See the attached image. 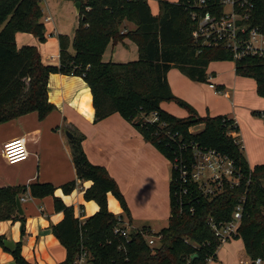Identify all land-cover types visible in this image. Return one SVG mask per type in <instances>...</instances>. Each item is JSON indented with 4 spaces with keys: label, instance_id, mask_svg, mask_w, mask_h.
I'll return each mask as SVG.
<instances>
[{
    "label": "trees",
    "instance_id": "1",
    "mask_svg": "<svg viewBox=\"0 0 264 264\" xmlns=\"http://www.w3.org/2000/svg\"><path fill=\"white\" fill-rule=\"evenodd\" d=\"M64 1L81 5L80 24L73 39L59 35L60 64L56 66L43 64L37 47H17L18 34L32 35L40 43L47 41L41 0H0V125L31 113L44 120L56 110L48 98L49 77H81L93 96L95 122L121 115L145 142L171 162L172 178L169 225L155 235L160 237L156 245H149L148 237L154 235L147 227L133 230L129 238H123L115 230L125 222L110 212L108 196L112 194L128 213L131 226L125 195L105 167L89 161L83 149L84 137L72 135L70 143L78 180L92 182L84 198L95 202L99 212L82 222L74 207L55 197L53 185L34 184L29 189L36 199L54 197L56 212L64 215L62 222L52 226L66 252V259L60 264H74L82 255H86L87 264L218 262L222 243L210 222L213 220L217 226L230 223L242 200L244 211L234 240H242L246 256L252 261L264 258V164L250 166L238 137L233 135L238 127L232 118L200 116L193 106L173 94L168 82L169 72L177 69L194 83L209 84L214 77L208 74L210 64L234 62L230 50L223 46L202 47L194 40L188 2L194 4L195 0H155L157 14L152 12L149 0ZM212 9L219 14L222 6ZM250 19L251 27L264 32V0H254ZM128 24L134 28L130 29ZM125 40L138 46L139 59L129 63L104 62L108 47ZM234 63L236 76L254 79L257 93L264 99V59L248 56ZM163 103L178 105L188 116L178 118L166 112ZM200 126V132L194 131ZM196 147L217 151L233 160L242 174L241 185L225 186L208 195L194 183L184 184L180 170H191ZM77 188L76 181L62 186L65 195ZM27 191L26 187L0 188L1 222L25 223V217L18 213L17 200ZM5 240L0 236V245L13 255L16 264H34L22 255V243L9 250Z\"/></svg>",
    "mask_w": 264,
    "mask_h": 264
},
{
    "label": "crops",
    "instance_id": "2",
    "mask_svg": "<svg viewBox=\"0 0 264 264\" xmlns=\"http://www.w3.org/2000/svg\"><path fill=\"white\" fill-rule=\"evenodd\" d=\"M44 24L46 29V24L54 26L53 32L49 33L47 30V39L56 37L57 29L53 19L52 22H44ZM22 39L23 44L20 43ZM16 42L19 49L24 46L37 47L43 55H41L43 64L50 65L48 60L50 57L45 56L47 52H43L44 45L35 37L29 34H18ZM51 59H59L53 65L60 64V44L58 53ZM208 74L214 75L209 84H197L179 70L172 69L168 74V82L173 94L193 106L200 116L232 118L238 127L234 137H238L250 166L264 164V154L259 148L254 147L250 132L244 128L242 132L240 118L243 115L235 108L236 97L234 96V100L231 99L230 90L237 86L239 78L236 76L235 63L214 62L210 64ZM29 82L30 80H27L26 84L28 85ZM212 86L221 87L222 90L218 92ZM48 98L56 110L44 120H40L37 113H31L0 125V188L26 187L28 190L19 198L21 200L26 197V202H21L22 213L18 209V213L25 217V225L20 221H0V236L6 237L16 245L22 233L25 232L28 252H31L36 259L38 250L41 254L40 264H60L66 254L63 252L57 260L49 255L48 251L60 244L53 237L50 227L52 224L55 226L62 222L64 215L57 212L52 214L55 210L54 197L44 199L31 197L30 186L34 184L53 185L56 188L55 197L60 198L67 206L74 207L75 215L80 220L83 217L88 219L99 212V206L95 202H87L84 198L85 191L92 186V182L78 180L68 133L84 137L83 149L89 161L93 165L105 167L117 181L125 198L129 200L128 206L133 219L136 208L132 206L131 191L140 190L143 184L151 185L153 182L152 190L157 195L156 182H161L164 163L159 151L145 142L135 127L121 115L114 114L99 123L95 122L93 96L83 78L52 74L48 82ZM161 106L163 110L178 118L188 116L187 111L174 103H163ZM259 114L264 119V112L259 111ZM247 116L253 122V118L248 113ZM19 138H26L30 156L23 163L10 165L3 157L2 151L7 143ZM148 171L150 174L147 173ZM73 181L77 182L78 188L72 194L65 195L62 186ZM169 186L170 183L168 192ZM110 196L112 194H109L108 202ZM153 197L157 198V196ZM109 209L115 214L110 205ZM158 219L160 217L157 215L156 220ZM131 225L134 226L133 220ZM34 233L37 238L34 246L31 247ZM238 241L243 244L242 240ZM229 245L230 243H227L219 249L218 263L222 261L220 259L222 250L227 249ZM23 256L35 264L32 256L25 254ZM3 257L4 255L0 252V258Z\"/></svg>",
    "mask_w": 264,
    "mask_h": 264
},
{
    "label": "built area",
    "instance_id": "3",
    "mask_svg": "<svg viewBox=\"0 0 264 264\" xmlns=\"http://www.w3.org/2000/svg\"><path fill=\"white\" fill-rule=\"evenodd\" d=\"M45 1L41 0V3ZM188 4V8L191 9L190 17L194 23L193 38L202 47L223 46L230 50L234 62L248 56L264 59V32L249 25L251 12L254 9V0H195L194 4H191V1ZM217 6H222V11L219 14L212 9ZM43 19L48 23L52 22L53 18L49 15L43 16ZM212 87L215 88V86ZM156 121H158L157 117L154 119V122ZM2 153L10 165L27 161L30 153L26 138L15 139L7 143ZM193 156L194 164L191 170L185 167L180 170V179L184 184L194 183L208 195H212L216 191L220 192L225 186L235 188L241 185L242 174L229 157L217 151L203 150L199 147L195 148ZM184 193L186 194L187 190ZM21 202H26V197L22 198ZM243 211L244 200L237 206L230 223L217 226L211 220L210 225L222 243L220 248L233 241L238 235ZM132 231L130 226L124 225L116 228L115 233L123 238H129ZM149 238H152L148 239L150 246H155V241L160 239L155 236ZM212 262L214 261L210 260L208 264ZM74 264H87L86 255L79 257ZM240 264H264V258L252 261L247 257Z\"/></svg>",
    "mask_w": 264,
    "mask_h": 264
},
{
    "label": "rangeland",
    "instance_id": "4",
    "mask_svg": "<svg viewBox=\"0 0 264 264\" xmlns=\"http://www.w3.org/2000/svg\"><path fill=\"white\" fill-rule=\"evenodd\" d=\"M167 1L171 3L177 2V0ZM149 2L152 8V12L154 14L158 13L157 2L155 0H149ZM41 5L43 8L44 16L47 17L51 15L54 21V25L57 29L56 37L52 39L48 38L45 43H41L42 45H44L43 52H47L45 56L50 57L48 60L50 62V65H53V63L59 61V59H51L53 55H56L58 53L59 34L68 35L71 39H73L75 32L80 24V16L76 11V3L73 1L46 0L44 3H41ZM46 25V30H48L49 33L54 31V26L52 24ZM127 26L130 29L134 28V25L132 24H128ZM23 39L20 40L21 44H23ZM138 59V46L130 40H125L124 43H119L116 46H113L111 44L103 57L104 62L115 63H129L137 61ZM237 81V86L234 89L230 90V92L232 96L231 99L234 100V96L236 97L235 108L237 109V111H240V113L243 115L240 118L242 132L243 128L248 130L251 134L254 147L259 148V150L264 154V119H262L259 114V111L264 112V99L258 95L256 81L254 79L239 77ZM247 113L253 118V122L249 120ZM202 129L203 127L200 126L195 128L194 131L200 132ZM159 153L164 163V166L162 165L164 171L162 172L161 182H156V188H158V191L156 192L157 195H155L152 190L153 182H151V185L143 184V186L140 187V190L135 189L134 191H131L130 194V199L132 198V206L134 209L136 208L134 210L135 218H132L134 226L131 225V229L139 230L144 228V226H147L151 229L152 234L154 236L160 234L164 228L168 227V218L170 216V195L168 192V185L172 178V164L161 152ZM147 173H149V171ZM153 196H157V198H154ZM126 201L128 204L129 200L127 199V197ZM109 205L115 215L119 218L122 217L125 222V225L128 224L129 226L130 216L122 209L120 203L113 195L110 196ZM53 213L56 214V211L53 210L52 214ZM140 213H142V215H140ZM157 215L160 217V219L158 220H156ZM81 221L84 222L86 221V219L83 217ZM52 226H54V224H52ZM52 226L50 227L51 229ZM52 235L55 239H57L54 234ZM36 236V233H34V237L32 235V239L34 240L30 245L31 247H33L35 244L37 238ZM148 239L152 238L148 237ZM5 241L10 242V240H7V238ZM233 241H231L232 243L230 242V245L227 249L224 248L222 250V253L220 255L222 263L219 262L218 264H239L245 259V248L243 244L238 240ZM19 243H22V255L25 254L26 256H32L35 261V264H40L39 262L41 260V254L38 252V250L36 252V259L34 255L31 254V252H28L29 248L26 246L28 245V243L25 232L22 233ZM156 243L157 241H155V245ZM0 252L4 255L3 258H0V264H16L13 255L9 251L5 250L2 245H0ZM44 252L45 248L43 249V254ZM48 252L49 255H52L53 258H57V260H59L58 258L62 255L63 252L64 254H66L61 244H59V246L50 248ZM64 257L65 258L63 259V261H65L66 255H64Z\"/></svg>",
    "mask_w": 264,
    "mask_h": 264
},
{
    "label": "water",
    "instance_id": "5",
    "mask_svg": "<svg viewBox=\"0 0 264 264\" xmlns=\"http://www.w3.org/2000/svg\"><path fill=\"white\" fill-rule=\"evenodd\" d=\"M76 11H77L78 15L80 16L81 5L79 3H76ZM68 136L70 139L73 138V136L69 133H68ZM17 206H18V209L20 210V213H22V207H21V200L20 199L17 200ZM5 247L9 250H13L15 248V244L12 242H5Z\"/></svg>",
    "mask_w": 264,
    "mask_h": 264
}]
</instances>
